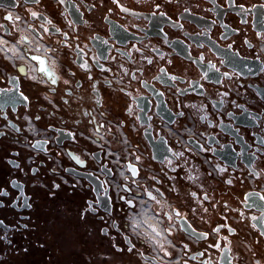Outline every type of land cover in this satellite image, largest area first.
Segmentation results:
<instances>
[{
  "label": "flooded vegetation",
  "instance_id": "1",
  "mask_svg": "<svg viewBox=\"0 0 264 264\" xmlns=\"http://www.w3.org/2000/svg\"><path fill=\"white\" fill-rule=\"evenodd\" d=\"M262 5L0 0V264H261Z\"/></svg>",
  "mask_w": 264,
  "mask_h": 264
},
{
  "label": "snow or ice",
  "instance_id": "2",
  "mask_svg": "<svg viewBox=\"0 0 264 264\" xmlns=\"http://www.w3.org/2000/svg\"><path fill=\"white\" fill-rule=\"evenodd\" d=\"M24 2L25 3H31V4H39L40 3V0H24ZM57 2L58 3H63L64 2V0H57ZM114 2H117V0H114ZM235 6H237V7H239L240 9H241V11L243 12V11H246V9L244 8V6L242 5V4H236ZM262 7H264V5H262ZM156 9H157V11L160 9V5L157 3L156 4ZM122 10L123 11H128V9H124V8H122ZM160 15H164V13H162V12H160L159 13ZM33 18L35 19V18H37V13H33ZM5 19H7V20H10L11 18L10 17H5ZM40 19H44V17L43 16H41L40 17ZM47 23L48 24H51L52 22L51 21H47ZM0 27H3V25H0ZM49 29H45V31H48ZM55 31H60L59 29H55ZM31 59H33V60H39V58L38 57H32ZM149 63H152V61H148ZM39 63L41 64V65H43L44 64V61L43 60H39ZM82 67H84L83 65H82ZM41 72H44L45 71V69H44V67H42L41 69ZM161 71H163V70H161ZM225 75V77H227V74H224ZM170 79H176V77H174V76H172V77H169ZM56 81H55V79H53L52 80V83H55ZM220 81H217V83H219ZM66 83H67V81H66ZM22 95V98L24 99V100H27V97L26 96H23V94H21ZM221 95H223V96H227L228 95V93L227 92H224V93H222ZM234 104H235V102H233ZM237 107H239V105H236ZM85 115H89V114H87V113H85ZM205 119H206V117H204ZM91 122V121H90ZM17 131H19V129H17ZM4 135V133L3 132H0V136H3ZM69 135H72L71 133H69ZM40 143H42V142H38V143H36V144H34V145H32L34 148H37V149H39L40 148ZM261 143H264V141H261ZM16 155H18V153L16 154ZM173 155H175L176 157H183V152H176V153H173ZM9 163H13V161H11V160H9L8 161ZM77 163H82V161H80L79 159H77ZM167 163H169V164H171L172 163V161L171 160H167ZM18 166V165H17ZM32 171H33V173H35L37 170L36 169H32ZM214 171H218V172H224L225 171V169L224 168H219V169H214ZM131 172H132V175L133 176H136L137 175V170L133 167V168H131ZM209 175H211V173H209ZM190 180L191 179H198V177H196V178H193V177H191V176H189L188 177ZM13 184H15L16 182L15 181H13L12 182ZM225 183H227V184H231L232 183V181L229 179V180H227V181H225ZM76 185L75 184H73L72 185V187H75ZM54 187L56 188V189H58L59 187H60V185L59 184H54ZM128 189L127 188H125V191H127ZM54 194V193H53ZM6 195H8V193L6 192V191H4L3 189H0V196H6ZM191 195L193 196V197H196L197 196V194L195 193V192H193V193H191ZM149 196H150V198H152L151 197V193H149ZM121 199H124L123 197H121ZM208 199H209V197H208V195L207 194H205L204 196H203V200L204 201H208ZM261 199H264V197H261ZM213 203H215L214 201H213ZM0 206H3V201H0ZM25 207H28V208H30L31 207V204H29V203H27V202H25V205H24ZM225 207H227V205H225ZM89 208H91V205H89ZM194 211H196V210H194ZM204 211L205 212H207L208 211V209L207 208H205L204 209ZM176 215L177 216H179L180 215V213H176ZM252 220H257V221H259L260 223H261V228H260V234L262 235V236H264V214H262V216L261 217H252L251 218ZM3 224V221H0V225H2ZM23 227H27V225H23ZM253 227H255V225H253ZM222 229L220 228V227H217V228H214V229H212V232H214V233H219L220 231H221ZM106 231V230H105ZM230 231H231V229H230ZM193 232H194V234H196L197 235V237L198 238H204V239H206V238H208V233H195V230H193ZM4 239H5V236L4 235H0V242H2V241H4ZM9 243H11L10 241H9ZM42 246V245H41ZM209 247H219V245H216V244H212V245H209ZM129 250H131V249H129ZM261 264H264V261H261Z\"/></svg>",
  "mask_w": 264,
  "mask_h": 264
},
{
  "label": "clouds",
  "instance_id": "3",
  "mask_svg": "<svg viewBox=\"0 0 264 264\" xmlns=\"http://www.w3.org/2000/svg\"><path fill=\"white\" fill-rule=\"evenodd\" d=\"M149 227H151L152 225H153V221H151V220H148V221H146L145 222ZM145 231H147V229H144Z\"/></svg>",
  "mask_w": 264,
  "mask_h": 264
}]
</instances>
